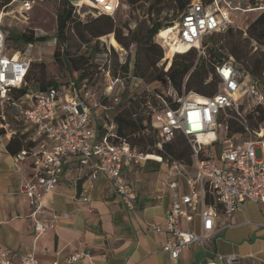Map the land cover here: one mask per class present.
I'll use <instances>...</instances> for the list:
<instances>
[{
	"label": "built area",
	"instance_id": "1",
	"mask_svg": "<svg viewBox=\"0 0 264 264\" xmlns=\"http://www.w3.org/2000/svg\"><path fill=\"white\" fill-rule=\"evenodd\" d=\"M36 1L23 0L19 10L21 15L30 11ZM88 4L94 8V15L114 17L120 8V0H88ZM263 7L248 0H192L167 36H159L162 27L156 33L164 48L162 63H165V71L169 70L175 54L186 53L192 48L204 49L209 36L232 27L235 13ZM8 34L0 15V129L9 137L27 134L32 142L14 158L16 162L32 159V178L21 182L19 190L29 200L30 217L37 235L54 229L61 217H67L49 207L45 196L64 176L70 175L74 167L79 168L90 187L98 176L111 180L127 208L134 209L137 193L124 169L143 165L149 160L161 162L165 170L163 185L172 190L171 205L165 224H149V228L169 233L170 239L163 249L173 258L179 257L182 250L193 243L205 245L210 241L219 231L215 219L220 211L231 216L247 201L264 204V127L260 131L252 129L242 112L245 96L253 106L264 105V90L238 68L233 56L215 64L220 88L201 101L197 96L202 94L187 90L185 85L178 90L168 77L164 78L161 90L152 88L144 79L133 75L132 65L124 77L115 75L111 70L113 51L110 45L103 46L102 43L101 50L96 53L98 69L105 75L107 84L103 99L109 98L118 104L129 79L146 83L144 89L151 96L149 99H153L146 103L147 114L158 132V146L172 142L179 134L184 135L192 152V164L188 165L143 153L128 141L113 142V119L110 122L105 119V133L101 136L96 110L102 107L106 118L113 106L104 103L88 88L86 78L79 84L72 80L46 90L30 88L27 77L32 59L20 50L7 53ZM112 34L115 37L114 32ZM182 45L188 49L180 51ZM135 46L133 42L128 48L119 45V49L127 53ZM212 79L211 74L209 81ZM23 88H27V92L20 94L19 90ZM232 118L244 127L243 134L255 132L259 138L239 141L230 135ZM258 148L260 156H257ZM181 179L186 187L184 191ZM80 198L85 202L90 199L85 190ZM88 210L92 211V208L88 206ZM194 215L201 219L200 229L183 228L181 220H192ZM257 224L264 226V222ZM229 226L231 224L227 223L225 227ZM87 255L78 251L65 261L70 264ZM13 256L11 249L0 245V264H40L32 252L21 255L19 263L14 262ZM219 259L235 264L237 257L219 255ZM51 264H60V261L54 260Z\"/></svg>",
	"mask_w": 264,
	"mask_h": 264
},
{
	"label": "crops",
	"instance_id": "2",
	"mask_svg": "<svg viewBox=\"0 0 264 264\" xmlns=\"http://www.w3.org/2000/svg\"><path fill=\"white\" fill-rule=\"evenodd\" d=\"M100 112L105 113L102 107ZM31 144L27 134L9 137L0 129V245L13 251L15 263L21 255L32 252L40 264L54 260L68 264V256L84 251L87 256L70 264H227L219 255H235V264H264V226L257 224L264 222V204L253 201L245 202L231 216L220 211L215 219L216 235L205 245H189L173 258L163 249L169 233L149 228V224H165L172 190L163 185L162 165L149 171L144 169L147 162L124 169L137 193L134 209L127 208L111 180L98 176L90 187L74 167L45 196L49 207L67 217H61L54 229L37 235L29 200L19 190L21 182L32 178V159L16 162L14 158ZM18 146L15 152L11 150ZM83 190L89 202L80 198ZM227 223L231 226L225 227ZM181 225L198 231L201 219L198 215L192 220L183 218Z\"/></svg>",
	"mask_w": 264,
	"mask_h": 264
},
{
	"label": "trees",
	"instance_id": "3",
	"mask_svg": "<svg viewBox=\"0 0 264 264\" xmlns=\"http://www.w3.org/2000/svg\"><path fill=\"white\" fill-rule=\"evenodd\" d=\"M12 1L13 0H3V6H7ZM191 1L192 0H127V3L131 6H135L141 2L149 3L147 13L149 15L151 26L143 29L141 26L138 27V25L133 28L127 21L121 26H118L115 20L108 14H98L87 20L79 19L74 14V6L71 1L65 0L63 7L57 14V31L55 37L60 45H62L69 41V31H74L81 40L89 44L92 39L114 32L116 40L125 47L128 48L133 42L140 45V48L143 51L145 65L141 73H138L136 68L135 75L142 79H146L148 81L147 84L155 82L157 85L154 87L151 86L152 88L161 90L164 78L168 77L178 90H181L183 85H185L187 90H193L199 94L210 96L217 91L214 90L211 93L207 92L206 88L210 86L211 82H208L207 79L212 74L213 80L215 82L219 81L215 74V64L225 59V57L219 52L218 47L213 45L208 51L209 57L199 56L197 58L198 53L195 49H190L183 54L177 53L175 54L168 71L157 66L158 62L164 57V50L160 44L155 43L153 40V37L163 25L161 21H158L157 18L154 17L155 9L157 10L156 13L160 14L165 4L170 5L173 3L178 12L182 13ZM248 1L256 6H264L260 3L261 0ZM261 9V12L249 23L247 33L249 41L254 40L261 46H264V7ZM226 32L228 34L232 33L233 28H228ZM211 37H213V35H211L210 38ZM16 38L25 43H34L46 39L43 36H36L33 31L30 33L23 32L16 35ZM181 49V51H186V48L183 46ZM100 50L99 41H96L89 55L82 53L78 58L69 54V49H66L67 58L70 60L73 68L81 71L79 77L80 80L89 76L92 65V63H90L91 59ZM262 52V54H264V50ZM230 53L234 57L238 68L251 78L252 81L258 82L257 76L264 70L263 60L255 59L253 67L246 65L244 58L248 56L249 49L247 48V45H241V43L237 41L233 43ZM54 55H59L57 49L55 50ZM32 66L33 63L28 73V81ZM137 67H139V64ZM121 68L127 72L129 64L125 63L121 65ZM41 79L42 78L38 81L39 84L37 90H46L51 86L57 85L56 81L52 80L45 82ZM29 86L31 88L30 83ZM144 91L146 95H148L145 89ZM26 92L27 88L19 90L20 94ZM138 96L139 93H136L135 95L128 97L125 101H120L117 104V111L113 116V122L115 124L114 136L111 137V140L113 142L128 141L133 146H140L141 150L146 152L154 150L164 159L182 161L191 165V147L189 143L184 142L186 141L184 135H178L172 142L163 143L160 148L156 146L159 141L158 132L153 128L150 117H144L137 111L138 107L141 105V100L138 99ZM102 100L106 103L105 99ZM146 103L147 100L145 101V105ZM248 119L253 126H258L260 122H263L264 108L262 105H255L248 113ZM229 128V133L233 136L237 133L244 132V127L235 119H230ZM98 129L100 135H104L105 129L102 123L98 124ZM19 147L20 146H18V148H10L15 152ZM155 163L156 166L154 167V170H158L160 168V163L157 161H155Z\"/></svg>",
	"mask_w": 264,
	"mask_h": 264
},
{
	"label": "rangeland",
	"instance_id": "4",
	"mask_svg": "<svg viewBox=\"0 0 264 264\" xmlns=\"http://www.w3.org/2000/svg\"><path fill=\"white\" fill-rule=\"evenodd\" d=\"M22 1L23 0H16L15 2L12 1L4 7L3 0H0V15L2 17L3 23L5 24V28L8 30L9 33L7 36V53L10 54L15 50H20L23 54L28 55L32 59L33 66L29 75V83L31 85V88H33L34 90L38 89V81L40 78H42L41 80H44L45 82L52 80L56 81V84H64L72 80L77 81L78 84L79 82L81 83V81H83L79 79L81 71L75 70L73 68L70 60H68L67 58L66 49H69V54L74 55L78 58L82 53L89 55L96 41H99L100 47L102 43L103 46H111L113 51L111 70L112 73H114L115 75L121 77H124L126 75V71L121 68V65L125 63H128L129 65L133 66V75L136 74V68L138 73H141L144 69L145 61L143 51L140 48V45L134 42L136 44L135 48H133L132 51L128 50L127 53H124L119 49V45L122 44L118 42V46H113L110 43V39L113 36V32L102 35L99 38L92 39L89 44H87L86 42L81 40L74 31H69V41L60 45V43L55 37L57 31V14L59 10H61V8L63 7L65 0H37L30 11L23 12L24 15H21V13L19 12ZM70 1L74 6V14L77 16V18L87 20L92 16H95L94 8L87 2L83 0ZM122 2L123 4L120 5V8L117 11L116 15L114 17L111 16L118 26H121L125 21H127L129 25L133 26L134 28L136 27V25H138V27L141 26L143 29H146L148 26H151L149 15L147 13L149 3L141 2L135 6H131L124 0H122ZM260 3L264 5V0H261ZM261 10L262 9L249 12L235 13L234 23L232 25L233 32L228 34L225 31L220 32L221 34H212L213 37L210 38L209 36L206 39V46L204 49L199 50L197 48H192L197 51V58L199 56L209 57L208 51L214 45L215 47L219 48V52L222 54V56L225 57V59H227L232 56V54L230 53V49L231 47H233V43L237 41L240 42L241 45H247V48L249 49L248 56L244 58L246 65L253 67L255 59H262L264 62V54H262L264 46H261L258 42L254 40L249 41L247 33L249 23L261 12ZM156 12L157 10L155 9L154 17H156L158 21H161L163 23L162 28L164 29L166 26L169 27L174 25L181 14V12H178L173 3L170 5L165 4L160 14ZM32 31L35 33L36 36H43L46 39L30 44L21 42L18 38H16V35H19L23 32L30 33ZM153 40L155 43L159 44V39L156 34L153 37ZM56 49L59 51V55L55 56L54 52ZM90 63H92L90 74L86 78L88 80V88L95 91L100 99H103V96L106 92L107 84L105 81V75L98 69V64L96 62V54L92 57ZM138 64L139 67H137ZM157 66L164 69L165 63H162V59L158 62ZM257 78L259 86L264 90V70L261 74L257 76ZM144 81L148 82L146 79H144ZM207 81H211L210 86L206 88L208 93H211L214 90H219V81L215 82L213 79L209 81V78L207 79ZM145 84L138 81L137 79H129L126 84L127 88L121 93L120 101H125L128 97L139 93L138 99L141 100V105L140 107H138L137 111L141 113L144 117H147V104L145 105V101L151 100L149 99V97L151 96L146 95L144 91ZM148 85L154 87L157 84L153 82ZM243 99L244 100L242 104V112L244 116L246 117L252 129L260 131V128L264 127V121L260 122L258 126H253L251 124L250 120L248 119V113L254 106L252 101L248 99L247 96H245ZM105 101L108 105L113 106V108L108 111L109 116L106 118L105 113L100 112L101 108H98L96 113L97 124L103 123L105 119H108L110 122L117 111V104L114 100L108 98L105 99ZM262 107L264 108V105H262ZM9 110L11 111V107H9ZM250 138L257 139L259 138V135L255 132L236 134V139L239 141ZM185 140V143H189L186 137ZM156 146L159 147L158 144ZM136 148L143 153H151L161 156L154 150L146 152L144 150H141V147L138 145H136ZM260 155L261 150L258 148L257 156ZM155 161L157 160H149V162L147 161V164L144 166V169L154 171V167L156 166ZM159 163L161 165V162ZM188 170L192 171L193 168H189Z\"/></svg>",
	"mask_w": 264,
	"mask_h": 264
},
{
	"label": "bare ground",
	"instance_id": "5",
	"mask_svg": "<svg viewBox=\"0 0 264 264\" xmlns=\"http://www.w3.org/2000/svg\"><path fill=\"white\" fill-rule=\"evenodd\" d=\"M83 1H85V2L88 3V0H83ZM2 15H3V14H2ZM172 30H173V27H172V26H169V29H162L161 32H160V34H159V36H167V34H168L169 32H171ZM110 43H111L112 45H114V46H118V45H119L118 41H117L116 38L113 37V36H112L111 39H110ZM182 46H183V45H182ZM182 46H180V51L182 50V49H181ZM183 47H185L186 49H188V47H186V46H183ZM197 98L200 99L201 101H205V100H206V97H205V96H202V95H198ZM210 135H212V133H211ZM262 135H264V133H263ZM201 137H202V138H206V135H202ZM154 155H155V154H154Z\"/></svg>",
	"mask_w": 264,
	"mask_h": 264
}]
</instances>
